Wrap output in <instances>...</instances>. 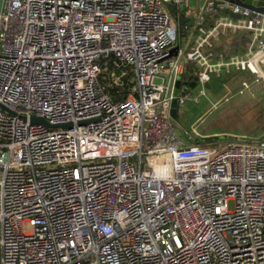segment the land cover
Wrapping results in <instances>:
<instances>
[{"label":"built area","instance_id":"obj_1","mask_svg":"<svg viewBox=\"0 0 264 264\" xmlns=\"http://www.w3.org/2000/svg\"><path fill=\"white\" fill-rule=\"evenodd\" d=\"M200 2L4 0L0 264H264V137L202 143L171 120L189 61L204 85L247 69L244 87L264 84V13ZM180 14L195 42L171 56ZM238 32L244 52L216 50ZM103 62L117 85L133 68L124 98Z\"/></svg>","mask_w":264,"mask_h":264},{"label":"rangeland","instance_id":"obj_2","mask_svg":"<svg viewBox=\"0 0 264 264\" xmlns=\"http://www.w3.org/2000/svg\"><path fill=\"white\" fill-rule=\"evenodd\" d=\"M188 37L189 32L184 36L178 35V42L185 46ZM214 43L217 45L218 42ZM241 47L226 52L227 56L246 50ZM191 64L194 65L193 62ZM179 79L182 80L181 92L187 98L171 120L181 136L186 134L202 143L238 137H264V84L254 89L244 87L243 81L252 84L256 79L250 70L220 76L212 74L205 85L199 80L197 72L180 75ZM202 89H205L204 94L200 93Z\"/></svg>","mask_w":264,"mask_h":264},{"label":"crops","instance_id":"obj_3","mask_svg":"<svg viewBox=\"0 0 264 264\" xmlns=\"http://www.w3.org/2000/svg\"><path fill=\"white\" fill-rule=\"evenodd\" d=\"M200 0H191V5L194 7V8H198V6L200 5ZM185 9V6L181 7V10ZM217 15H209L206 17V20H205V24L206 25H209L210 23H212V21L216 18ZM190 20L187 22V24L189 25H193V19H192V16L190 15ZM189 32V37H188V41L186 42V45L183 46L182 43L178 42L177 40V43H176V46L183 49L184 52H186L188 49H190V47L194 44L195 42V31H192V29H187V33L184 34L183 32H180L179 35L181 36H184V35H187ZM193 36V37H192ZM244 36H246V34L242 33V32H238V33H227L226 35H222L221 37H219L216 42L217 45H216V50L219 51V52H229V51H232V50H236L240 45H242L241 48H246L247 44H248V38L246 36V39H244ZM238 44V45H237ZM237 45V46H236ZM236 46V48H235ZM192 62H188L187 65H186V68H185V72H184V75L185 74H195L197 72V68L195 66V63L194 65L191 64ZM260 85V84H259ZM258 85V86H259ZM257 87V86H256ZM254 89V88H253ZM199 142V141H197Z\"/></svg>","mask_w":264,"mask_h":264},{"label":"water","instance_id":"obj_4","mask_svg":"<svg viewBox=\"0 0 264 264\" xmlns=\"http://www.w3.org/2000/svg\"><path fill=\"white\" fill-rule=\"evenodd\" d=\"M228 1H230L232 3L239 4L241 6L249 8V9H251L253 11L264 13V0H228ZM3 4H4V0H0V14H1L2 9H3ZM169 6H170L171 10L174 13H176L175 7L172 4H169ZM236 16L240 17V15H236ZM178 18H179V31L183 32L184 34H186L187 30H186L185 27H186L187 22L190 20V17L180 14ZM244 39H246V36H244ZM236 46H235V48H236ZM177 51H178V47L177 46L173 47L170 50L171 56L176 55ZM181 86H182V80H179L177 82V87H176V90L174 92V98L172 100V108H171V116L172 117H176L177 112H178V100H177V97H178L179 93H181V95L184 94L183 92H181ZM32 121L33 122H40V123H42V124H44L46 126H50L51 127V125L47 122V120H45L43 118L40 119V118L33 117ZM69 125L70 124L67 123V124H63V125H60V126L68 127Z\"/></svg>","mask_w":264,"mask_h":264},{"label":"trees","instance_id":"obj_5","mask_svg":"<svg viewBox=\"0 0 264 264\" xmlns=\"http://www.w3.org/2000/svg\"><path fill=\"white\" fill-rule=\"evenodd\" d=\"M105 65H107L108 69L102 73L100 81L107 85L108 83H111V85H108L107 89L111 91V94L115 98H124V96L130 91L131 87L135 84L133 68L131 66L124 67L127 71L126 75L122 78L124 83L123 85H117L114 83L113 79L109 78V74L112 71H116L117 74H120L121 68L114 67L111 62H103V66Z\"/></svg>","mask_w":264,"mask_h":264},{"label":"bare ground","instance_id":"obj_6","mask_svg":"<svg viewBox=\"0 0 264 264\" xmlns=\"http://www.w3.org/2000/svg\"><path fill=\"white\" fill-rule=\"evenodd\" d=\"M263 75H264V73H263Z\"/></svg>","mask_w":264,"mask_h":264}]
</instances>
